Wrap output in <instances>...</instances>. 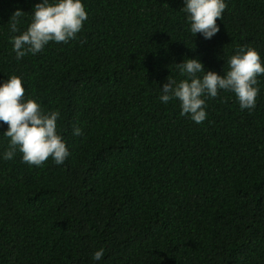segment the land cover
Returning a JSON list of instances; mask_svg holds the SVG:
<instances>
[{"label": "trees", "instance_id": "16d2710c", "mask_svg": "<svg viewBox=\"0 0 264 264\" xmlns=\"http://www.w3.org/2000/svg\"><path fill=\"white\" fill-rule=\"evenodd\" d=\"M38 2L0 0V81L60 111L71 155L0 159V264H264V76L253 110L221 91L201 124L159 100L185 58L220 74L239 46L264 61V0H227L210 40L183 0H84L76 39L17 60L8 22L20 9L25 30Z\"/></svg>", "mask_w": 264, "mask_h": 264}, {"label": "clouds", "instance_id": "9594fccd", "mask_svg": "<svg viewBox=\"0 0 264 264\" xmlns=\"http://www.w3.org/2000/svg\"><path fill=\"white\" fill-rule=\"evenodd\" d=\"M183 5L194 37L200 34L210 40L220 31L217 19L222 20L227 0H183ZM24 13L17 9L8 22L9 31L16 33L11 43L17 60L42 52L50 42L67 44L76 39L88 19L84 0H40L34 5L27 28L21 31ZM175 65L181 78L170 75L159 89V100L164 104L178 100L180 115L196 124L207 118V99L218 97L221 91L234 93L242 111L256 107L264 61L255 47H237L222 74L206 70L198 57L185 58ZM22 80L14 74L0 81V123L8 125L3 135L10 138L8 150L0 154V159L12 160L19 151L29 166H42L49 158L62 165L71 153L58 130L61 113L58 109L45 110L37 98L26 97ZM72 134L81 136L83 132L75 126ZM104 251L103 247L96 250L92 260L99 262Z\"/></svg>", "mask_w": 264, "mask_h": 264}]
</instances>
